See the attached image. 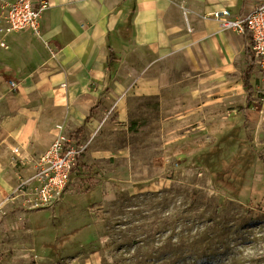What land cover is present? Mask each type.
I'll return each mask as SVG.
<instances>
[{
	"label": "rangeland",
	"instance_id": "rangeland-1",
	"mask_svg": "<svg viewBox=\"0 0 264 264\" xmlns=\"http://www.w3.org/2000/svg\"><path fill=\"white\" fill-rule=\"evenodd\" d=\"M226 30L210 67L89 126L60 204L0 187V264H264V95L250 38ZM6 139L0 120V160L31 176Z\"/></svg>",
	"mask_w": 264,
	"mask_h": 264
},
{
	"label": "crops",
	"instance_id": "crops-1",
	"mask_svg": "<svg viewBox=\"0 0 264 264\" xmlns=\"http://www.w3.org/2000/svg\"><path fill=\"white\" fill-rule=\"evenodd\" d=\"M14 1L0 0V120L4 143L12 144L14 157L34 172L36 161L57 139L58 127L75 133L89 118L87 133L114 106L124 120L132 99L162 96L182 86L183 74L193 78L201 59L209 66L217 45L225 51L228 37L209 14L228 10L235 19L261 3L41 0L47 9L38 37L31 31L7 34L5 4ZM3 158L0 187L33 175L31 170L16 173L9 154Z\"/></svg>",
	"mask_w": 264,
	"mask_h": 264
},
{
	"label": "built area",
	"instance_id": "built-area-1",
	"mask_svg": "<svg viewBox=\"0 0 264 264\" xmlns=\"http://www.w3.org/2000/svg\"><path fill=\"white\" fill-rule=\"evenodd\" d=\"M8 9L7 34L31 31L36 36L41 34V19L47 4L41 0H16L5 4ZM223 29L249 33L251 38V56L260 73L262 94L264 95V0L251 12L233 19L228 10L216 11L208 15ZM13 87L14 84H12ZM116 106L107 114L112 116ZM59 135L50 149L36 161L35 172L21 181L17 190L19 196L32 209L53 208L60 204L69 191V184L78 158L87 146L58 127Z\"/></svg>",
	"mask_w": 264,
	"mask_h": 264
},
{
	"label": "trees",
	"instance_id": "trees-1",
	"mask_svg": "<svg viewBox=\"0 0 264 264\" xmlns=\"http://www.w3.org/2000/svg\"><path fill=\"white\" fill-rule=\"evenodd\" d=\"M245 36H248L250 38V35L249 33H246ZM250 42H251V38H250ZM251 75H252V71H248L246 74H245V86L248 87V86H251L250 85V79H251ZM94 111V109H93ZM89 118L85 120V124L84 126H82L81 128H79L75 133L72 134V137L80 140V137L84 134L85 132V127H86V123L88 122Z\"/></svg>",
	"mask_w": 264,
	"mask_h": 264
}]
</instances>
